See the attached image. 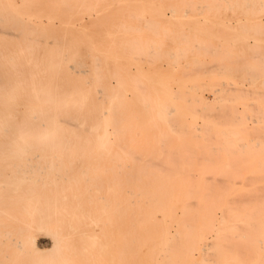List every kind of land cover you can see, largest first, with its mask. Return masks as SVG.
<instances>
[{
  "label": "bare ground",
  "instance_id": "obj_1",
  "mask_svg": "<svg viewBox=\"0 0 264 264\" xmlns=\"http://www.w3.org/2000/svg\"><path fill=\"white\" fill-rule=\"evenodd\" d=\"M126 4L264 16V0H0V264H264V171L223 162V130L169 107L160 122L123 57L168 69L194 51L167 48L180 33L162 24L142 43Z\"/></svg>",
  "mask_w": 264,
  "mask_h": 264
},
{
  "label": "rangeland",
  "instance_id": "obj_2",
  "mask_svg": "<svg viewBox=\"0 0 264 264\" xmlns=\"http://www.w3.org/2000/svg\"><path fill=\"white\" fill-rule=\"evenodd\" d=\"M143 8L149 7L134 4L124 6V10H131L136 15V24L139 27L147 26L143 32L142 43L152 36L149 26H157L159 29L162 24L180 33L175 43L168 36L162 37L167 48L173 45L177 50L194 51L168 69L162 68L165 65L163 60L149 64L144 61L137 62L135 59L140 55L136 53L132 57L128 55L123 57L124 69L139 77L141 86L156 95L155 110L160 122L163 124L166 122V108L169 107L170 116L181 117L182 121L190 124L193 129L200 127L198 133H202L201 129L204 131L205 127L215 133L223 130L224 134L215 137L216 140L218 138L221 140H217V145L222 148L221 150L219 147L217 155L224 157L222 161L235 164L237 167L241 165L238 171L245 175L264 171V167L256 168L257 164L264 165V16L256 22L249 15L231 18L205 12L181 15L170 13L166 8L165 13L161 14L136 12ZM258 23L263 26V33L258 37L239 32ZM205 44L209 45L208 51L202 49ZM192 45L197 47L194 48ZM227 52L234 56L230 54L227 56ZM229 60L233 62V66L236 64L237 73L235 67L231 66L233 68L229 69L231 64ZM109 63L107 68L110 67ZM230 70L232 72H229ZM110 81L112 85L115 84L114 79L110 78ZM222 83L226 87L236 85L239 91L234 92L233 98L232 95L224 96L226 99L214 96V89L222 88ZM168 88L173 91L171 94ZM121 89L128 98L126 103L130 102L129 105L134 106L135 93L129 90L126 84H123ZM224 111L230 115H225ZM232 112L235 118L233 117L231 122ZM218 113L228 116L229 123L222 124L220 118L227 117L219 116ZM214 115L215 119H212ZM222 141L223 143L219 144ZM192 147L196 148V145ZM198 156L205 157L206 154L201 153ZM236 179L252 178L243 175Z\"/></svg>",
  "mask_w": 264,
  "mask_h": 264
}]
</instances>
